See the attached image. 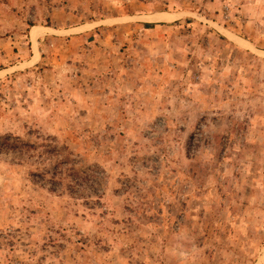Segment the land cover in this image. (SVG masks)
<instances>
[{
    "label": "rangeland",
    "instance_id": "obj_1",
    "mask_svg": "<svg viewBox=\"0 0 264 264\" xmlns=\"http://www.w3.org/2000/svg\"><path fill=\"white\" fill-rule=\"evenodd\" d=\"M0 264H264V0H0Z\"/></svg>",
    "mask_w": 264,
    "mask_h": 264
},
{
    "label": "crops",
    "instance_id": "obj_2",
    "mask_svg": "<svg viewBox=\"0 0 264 264\" xmlns=\"http://www.w3.org/2000/svg\"><path fill=\"white\" fill-rule=\"evenodd\" d=\"M158 16H162L161 18L163 19V18L166 17L167 15H166V13L161 12V13L158 14Z\"/></svg>",
    "mask_w": 264,
    "mask_h": 264
},
{
    "label": "trees",
    "instance_id": "obj_3",
    "mask_svg": "<svg viewBox=\"0 0 264 264\" xmlns=\"http://www.w3.org/2000/svg\"><path fill=\"white\" fill-rule=\"evenodd\" d=\"M8 137V136H7ZM7 137H5V138H7Z\"/></svg>",
    "mask_w": 264,
    "mask_h": 264
}]
</instances>
